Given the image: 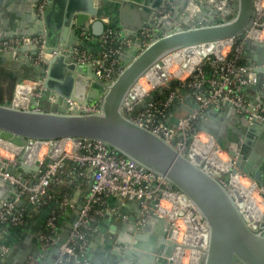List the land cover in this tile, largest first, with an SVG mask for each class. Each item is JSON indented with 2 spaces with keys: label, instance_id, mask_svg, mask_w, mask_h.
<instances>
[{
  "label": "water",
  "instance_id": "obj_1",
  "mask_svg": "<svg viewBox=\"0 0 264 264\" xmlns=\"http://www.w3.org/2000/svg\"><path fill=\"white\" fill-rule=\"evenodd\" d=\"M109 1L118 3L123 35L133 39L120 55V74L112 84L103 81L94 66L77 63L73 53L80 32L99 39L108 28L118 27L114 23L117 15L109 14L108 23H104L106 10L101 1L35 0L17 14L18 20L9 22L4 17L10 0H0V42L40 37L45 44L43 53L51 56L38 63L39 50L29 45L0 52V140L25 147L23 161L33 141L53 142V147L61 139L100 141L137 166L162 176L183 195V211L195 209L194 223L203 236L200 264H264V222L253 220L238 192L230 186L233 197L218 180L219 172L204 165L197 153L183 156L174 148L175 142L169 145L132 122L127 113L136 99L135 86L150 69L157 68L166 79L161 71L165 57L179 51L192 56L188 50L193 48L202 54L204 48L244 36L255 21L258 0H202V4L201 0ZM165 1H172L175 8L171 16L161 19L158 11ZM193 10L192 20L183 17ZM144 26L153 31L147 47L137 40ZM244 45L248 65L263 82L264 42L246 38ZM26 87L30 93L23 99L24 104L17 105L18 90ZM261 104L264 108V101ZM94 106H98L97 112L85 110ZM249 113H239L229 102H219L205 110L196 131L211 136L234 159L233 173L245 174L264 191V121L250 118ZM40 168L45 167L25 162L7 167L0 159L3 172L22 178L34 175L37 179ZM224 180L228 182L229 175ZM91 184L80 195L77 210L41 264L55 261ZM18 196V189L0 178V210ZM23 203L21 200L19 206ZM139 214L120 229L111 227L117 234L112 251L114 264H171L177 244L171 240L169 223L153 217L139 225ZM32 234L28 237L31 240L37 232ZM32 256H37L35 250L5 264H25Z\"/></svg>",
  "mask_w": 264,
  "mask_h": 264
},
{
  "label": "built area",
  "instance_id": "obj_2",
  "mask_svg": "<svg viewBox=\"0 0 264 264\" xmlns=\"http://www.w3.org/2000/svg\"><path fill=\"white\" fill-rule=\"evenodd\" d=\"M260 1L255 3V21L252 27L246 31L244 39L264 42V23L262 22L264 3L258 5ZM171 7H173V3L169 2L161 7V19L170 16ZM42 9L43 6L40 10ZM257 33L258 37H255L254 35ZM137 40L143 47H147L152 41V29L144 26L138 34ZM131 41L132 39L124 38L121 30L108 28L99 38L101 51L97 56L80 51L78 46L74 48L73 53L77 63L94 66L96 74L103 81L112 84L120 74V55L126 51ZM230 41V44L222 50L211 51L191 72L174 74L177 80H169V76L172 75L170 73L166 76V82L154 85L148 77L154 68L150 69L144 76L154 89L145 91L140 97H135V101L127 109L128 118L169 145L175 142L174 148L183 156L191 151L197 153L204 159V165L212 167L211 155L215 153L221 158V163L227 164V167L224 168L216 163V170L221 175L218 179L221 184L227 189L232 186L241 198L242 191L239 188L249 184V187L253 188L252 191L257 193L258 198L261 197L263 205L264 191L245 174L233 173L234 159L223 152L211 136L196 131L200 117L210 106L217 105L219 102H229L239 113H249L248 109L255 104L254 101H248L245 93L247 89L259 84V76L252 67L244 62V41L237 42L236 39ZM27 45L39 50L36 59L38 63L44 62L45 57H51L43 53L45 44L44 39L40 37L4 40L0 42V52ZM172 55L162 60L161 70H164V60ZM168 82L171 83L170 86L167 85ZM184 90L190 94L197 107L187 116L172 123L171 107L181 99V93ZM154 93L164 94V98L150 99L149 96ZM85 110L88 113L97 112L98 106L87 107ZM249 115L250 118L264 121L263 106L256 103ZM208 143H212L213 146L209 148ZM35 146L40 147L39 157L33 160L28 154L24 161L22 155L25 152V147L12 148L8 151L0 146V159L5 162L7 167L18 166L21 162L29 165L38 163L40 167H45L44 169L40 168L37 179H34V175L26 178L10 175L0 169V178L19 191V196L11 198L0 210V226L5 225V228L0 227V262L9 251L8 245L3 242L7 230L28 225L26 211L22 208L25 203L31 207L33 214L38 213L42 207H50L43 228L36 235L37 256L29 257L25 264H41V261L47 259L49 252L61 235L60 224L69 212L73 213L77 210L78 196L82 194L90 181L92 184L89 194L83 200V207L78 211V217L73 224L68 240L59 247V254L52 264H91L87 254L93 233H95L93 224L101 218H116L124 223L129 222L130 217L121 213L119 207L109 206L108 201L111 198L122 202L137 203L140 213L139 225L153 217L165 219L171 229V240L177 244L176 250L179 246L191 248L184 244L185 239L188 238V231L191 232V227L187 231L186 222H188V217H193L195 220L196 212L192 207L183 211V195L170 187L162 176L137 166L100 141L61 139L56 142L55 147H53V142L33 141L31 149ZM206 146L208 150H206ZM42 151L43 153H41ZM226 175H229L228 182L224 180ZM75 180H80L84 187L79 186L74 198L59 202L49 193V189L53 185L69 186ZM230 193L235 197L234 191L230 190ZM21 200H24V203L19 206ZM242 201L245 203V199L242 198ZM262 212L261 219H257L254 216L255 213L251 214L252 217H255L253 220L259 224L264 222V208ZM176 234L179 235L178 239L173 237ZM180 241L183 243H179Z\"/></svg>",
  "mask_w": 264,
  "mask_h": 264
},
{
  "label": "crops",
  "instance_id": "obj_3",
  "mask_svg": "<svg viewBox=\"0 0 264 264\" xmlns=\"http://www.w3.org/2000/svg\"><path fill=\"white\" fill-rule=\"evenodd\" d=\"M33 1L35 0H10L8 4V8L5 11L6 13V16L4 17L5 20H8L9 22L15 19L18 20L17 14L19 12L26 11L24 7L31 5ZM98 1H101V4L103 3L105 6L106 12L105 13L103 12L105 14L103 16L104 23H107V21L109 20L110 18L109 14L117 15L115 16L114 23L115 25L118 26L116 28L122 29L120 25V19L118 16L119 13L118 3L109 0H98ZM80 33L81 36L78 42L76 43V46L80 45L83 48H85L90 54L97 56L101 51L99 39H95L93 36H91L88 32L85 31H82ZM244 60L246 61L247 64L249 63L247 58L245 57V54H244ZM263 83L264 81L263 82L261 81L258 85L246 90L245 95L248 101L255 102L258 101L259 98H261V100L259 101L261 102L264 101ZM26 85L34 86V83L26 82ZM181 95H182L181 99L176 101L170 110L172 123H176L179 119L187 116L197 107L193 98L190 96V94L187 91L185 90L182 91ZM215 118L216 117H214L213 119ZM219 124L222 125L223 123L219 121ZM79 197L80 195L78 196V198ZM108 204L109 206L112 207H119L121 213L128 215L130 218L139 213V207L137 203L122 202L116 198H111L109 199ZM71 215L72 213L69 212L67 216L64 218L62 224H60L59 227L60 233H62L63 227L65 223H67V221L70 219ZM36 222L37 221L35 220L30 222V224H28L25 227L13 228L7 230L3 242L6 245H8L9 251L3 256L0 264H2L3 262L4 264L7 262H13L15 258H19L22 254H25L26 252H32L34 250L37 252L38 246L36 243V236L33 238V240L28 238L29 236L33 235L32 231L35 232L39 231V224H43L41 222L40 223L37 222V224L35 225ZM129 222L124 223L120 219H116V218L98 219V221L95 223L96 224L94 227L95 233H93V238L91 239V244L87 254V257L91 264H114L116 257L112 254V251H113V247L117 245V243L115 242V239L117 238V234L111 231V227L115 226L118 229H120L123 226V224H129ZM28 240L31 242L28 243L29 242Z\"/></svg>",
  "mask_w": 264,
  "mask_h": 264
},
{
  "label": "bare ground",
  "instance_id": "obj_4",
  "mask_svg": "<svg viewBox=\"0 0 264 264\" xmlns=\"http://www.w3.org/2000/svg\"><path fill=\"white\" fill-rule=\"evenodd\" d=\"M263 3H264L263 0H261L258 3V5H260V4L262 5ZM254 36L258 37V33L256 35H254ZM230 42H231L230 40H226V41L217 43L215 46H213L210 49L206 50L204 48V51H203L204 54L203 53L201 54L197 48L196 49L193 48L191 50H188V52H190L192 54L191 62H189V64H188L189 68L186 69V68H184L186 66H184L183 68H181L176 73H178V74H180V73L182 74L183 73L184 74V73H187V72H191L195 68V66L198 65L201 62V59L203 58L204 55H206L208 52H211V51H213V52L214 51H216V52L220 51L223 48H225L227 45H229ZM189 57L190 56H187V52L179 51L178 53L173 54L172 56H170V57L166 58V60H164V68H163L164 70H161V71L164 72L166 76H168V75H170V73H172L171 69L174 66L173 64L175 62H181L182 60L184 61V58L187 59ZM174 74H175V72H174ZM148 77H149V81L152 84H154V85H157L158 83H161L163 81L166 82V79L161 76V72L157 68H154L149 73ZM142 88L143 87H141V84H137L135 86V88L133 90V94L135 95V97H140L141 95H143V89ZM29 90L30 89H28L27 87L25 89L24 88H20L18 90V92H19L18 95H19L20 98L17 99V102H16L17 105L24 104L23 102L25 100H23V99H25L26 95H28L30 93ZM0 142H1L0 146L5 148L8 151H10V149H12V148H18L17 146H15V145H13L11 143H8L6 141L0 140ZM212 146H213L212 143H208V147L209 148H211ZM39 149H40V147L35 146L34 148H32L30 150L29 154H30V158L31 159L36 160L37 157H39V155H38ZM206 150H208L207 146H206ZM41 153H43V151ZM205 153H207V151H205ZM211 157H212L211 160L213 161V162H211V165H212L213 168H215V169L217 168L216 163H218V165H220V166H223L224 168L227 167V164L224 163V162L221 163V161H222L221 158L218 155H216L215 153H213L211 155ZM250 187H249V184H248L245 187L243 186V187L239 188V190L242 191L241 192L242 193V198L245 199L244 207L247 208V210L249 211L250 214L255 213L254 216H256L257 219H259V218L261 219V217L263 216V212H262V210L259 207V203H258L259 198L257 196V193L252 191L253 190L252 186H250ZM253 193L256 194V195L253 196L252 195ZM240 198H241V196H240ZM263 205H264V203H263ZM193 215H194V213H193ZM252 218H255V217H252ZM186 226L188 228L187 231L191 227V232L188 231L187 237L189 239L186 238L185 241H184V244L187 245V246H190L192 248V252H191V254L188 255L186 250H184L185 248H181L179 246L178 249L174 253V257H172L171 264H183V261L186 258H189L188 264H200V258H201V253H202V251H201L202 249H201L200 246L203 243V240H201V239H203L202 233L200 232V229H198L199 227H197L195 225L193 217H188V222H186ZM173 237L175 239H178L179 235L176 234Z\"/></svg>",
  "mask_w": 264,
  "mask_h": 264
},
{
  "label": "trees",
  "instance_id": "obj_5",
  "mask_svg": "<svg viewBox=\"0 0 264 264\" xmlns=\"http://www.w3.org/2000/svg\"><path fill=\"white\" fill-rule=\"evenodd\" d=\"M115 47H117L115 45ZM78 48L80 49V51H86L88 52L85 48H83L82 46H78ZM246 63V61H244ZM162 98H164V96H161ZM150 99L153 100H157L159 98V94L158 93H154L151 94L149 96ZM81 185V188L84 187V185H82L80 180H75L71 185L67 186V185H59V186H52L49 189V193L51 195H53L56 198V201L59 200V202L63 201L64 199H72L76 196V192L77 189L79 188V186ZM24 209V211H26V218H27V222L28 224H30V222L32 221H37V222H41L43 224H39V231L42 230L43 225L48 216V212L50 210V207H42L39 209L38 213H32L31 207H29L26 203L23 205L22 207ZM32 213V214H31ZM42 225V226H41ZM95 223L93 224V228L95 227ZM1 228H5V225H1Z\"/></svg>",
  "mask_w": 264,
  "mask_h": 264
},
{
  "label": "rangeland",
  "instance_id": "obj_6",
  "mask_svg": "<svg viewBox=\"0 0 264 264\" xmlns=\"http://www.w3.org/2000/svg\"><path fill=\"white\" fill-rule=\"evenodd\" d=\"M194 55V54H193ZM185 57V56H184ZM191 57L192 56H190L189 58H184V61L182 60L181 62H176L175 64H174V66L172 67V69H171V72H172V75L171 76H169V80H177V78L174 76V72H175V74H176V72H177V70L179 69V68H183L184 66H186V67H184V68H189V62H191ZM203 59V58H202ZM187 73H189V72H187ZM187 73H184V74H187ZM139 84H141V87H143L142 89H143V93L146 91V92H148V91H153V89H154V87H153V85H151L150 83H148L147 82V78L145 77V76H143L141 79H140V82H139ZM149 93H151V92H149ZM47 152V149L45 150V153ZM4 155H7V154H5L4 153ZM258 203H259V205H260V208L263 210V208H264V206L262 205V199H261V197H259V201H258ZM179 243H183V241L181 242H179ZM184 245V244H183ZM186 249V252H187V254L189 255V254H191V252H192V250H191V248L189 249V248H185ZM187 255V256H188ZM188 260H189V258H186L184 261H183V264H188Z\"/></svg>",
  "mask_w": 264,
  "mask_h": 264
},
{
  "label": "flooded vegetation",
  "instance_id": "obj_7",
  "mask_svg": "<svg viewBox=\"0 0 264 264\" xmlns=\"http://www.w3.org/2000/svg\"><path fill=\"white\" fill-rule=\"evenodd\" d=\"M173 3L172 1H165L164 3H163V5L164 4H166V3ZM202 2V0L200 1V3ZM202 4V3H201ZM163 5L161 6V7H163ZM161 7H160V9H159V11H158V14L160 15V10H161ZM174 8H175V4L173 3V7H171L170 8V11H171V14H170V16L173 14V10H174ZM195 8V7H194ZM191 9H193V8H191ZM200 10V6L199 7H197V10H196V12L197 11H199ZM186 14H184V16L183 17H185V18H191V20L193 19V17H194V10L193 11H189V12H185ZM161 16V15H160ZM168 17V16H167ZM163 19V18H162ZM202 22V21H201ZM200 22V23H201ZM116 29H118V28H116ZM119 30H121V29H119ZM122 31V30H121ZM152 33H153V31H152ZM122 34H123V32H122ZM124 36V35H123ZM137 38H138V36H137ZM127 39H130L131 40V38H128L127 37ZM236 40H237V42H241V40L242 41H244V36H242V37H237V38H235ZM133 40V39H132ZM244 47H245V45H244ZM127 49V48H126ZM261 81H260V78H259V83H260ZM263 85H264V83H263ZM246 94V93H245ZM161 96H164V94H159V97L160 98H162ZM255 103H259V104H261V101H259V99H258V101H255ZM262 105V104H261ZM263 106V105H262ZM203 115V114H202ZM130 221V220H129Z\"/></svg>",
  "mask_w": 264,
  "mask_h": 264
}]
</instances>
